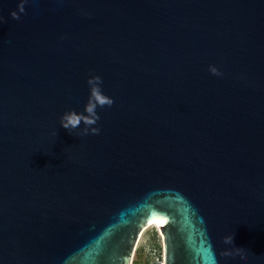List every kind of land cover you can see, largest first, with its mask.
Instances as JSON below:
<instances>
[{
    "label": "water",
    "instance_id": "1",
    "mask_svg": "<svg viewBox=\"0 0 264 264\" xmlns=\"http://www.w3.org/2000/svg\"><path fill=\"white\" fill-rule=\"evenodd\" d=\"M19 3L0 0V264H131L152 219L164 264H264V0ZM95 75L114 103L81 136L60 120Z\"/></svg>",
    "mask_w": 264,
    "mask_h": 264
},
{
    "label": "clouds",
    "instance_id": "2",
    "mask_svg": "<svg viewBox=\"0 0 264 264\" xmlns=\"http://www.w3.org/2000/svg\"><path fill=\"white\" fill-rule=\"evenodd\" d=\"M28 3V0H20L18 4V10H14L11 12V17L13 19L19 20L20 15L26 12L25 5ZM4 22V17L0 16V23ZM209 71L213 75L220 76L222 73L213 65L209 66ZM87 84L90 89V95L88 98V102L85 106V110L82 113H77L75 110H71L65 112L61 117L60 124L68 129L70 132L80 128L83 123L84 127L80 130L78 135H88L91 134H99L100 129L98 127H93L100 120V116L98 115L97 108H103L105 106L111 107L114 103V100L105 95L102 91L103 79L99 75L91 76L87 80ZM86 113V114H85ZM57 135V133H56ZM224 244L233 245L234 237L233 235H227L223 239ZM222 255L224 256H234L240 255L242 259L244 256V249L235 247L232 250H225Z\"/></svg>",
    "mask_w": 264,
    "mask_h": 264
},
{
    "label": "built area",
    "instance_id": "3",
    "mask_svg": "<svg viewBox=\"0 0 264 264\" xmlns=\"http://www.w3.org/2000/svg\"><path fill=\"white\" fill-rule=\"evenodd\" d=\"M157 233L158 237H156L153 244L142 247L140 256L136 255V249L139 246L142 236L138 239L135 250L133 252L131 264H164L162 240L158 231Z\"/></svg>",
    "mask_w": 264,
    "mask_h": 264
},
{
    "label": "rangeland",
    "instance_id": "4",
    "mask_svg": "<svg viewBox=\"0 0 264 264\" xmlns=\"http://www.w3.org/2000/svg\"><path fill=\"white\" fill-rule=\"evenodd\" d=\"M157 226H153V225H150L147 229H145L143 235H142V239L139 243V246L137 247L136 249V255L140 256V253L142 251V247H146L148 245H151L154 243L156 237H158V233H157V230L156 228Z\"/></svg>",
    "mask_w": 264,
    "mask_h": 264
},
{
    "label": "bare ground",
    "instance_id": "5",
    "mask_svg": "<svg viewBox=\"0 0 264 264\" xmlns=\"http://www.w3.org/2000/svg\"><path fill=\"white\" fill-rule=\"evenodd\" d=\"M150 225H153V226L155 225V226H157L156 230H157V231L159 230L158 225L156 224V222H155L153 219L150 220V221L147 223V228H148ZM144 231H145V230H144ZM144 231H143V233H144ZM143 233H142V234H143ZM142 234H141V236H142ZM141 236H140V237H141ZM140 237H139V238H140Z\"/></svg>",
    "mask_w": 264,
    "mask_h": 264
},
{
    "label": "trees",
    "instance_id": "6",
    "mask_svg": "<svg viewBox=\"0 0 264 264\" xmlns=\"http://www.w3.org/2000/svg\"><path fill=\"white\" fill-rule=\"evenodd\" d=\"M156 228V227H155Z\"/></svg>",
    "mask_w": 264,
    "mask_h": 264
}]
</instances>
